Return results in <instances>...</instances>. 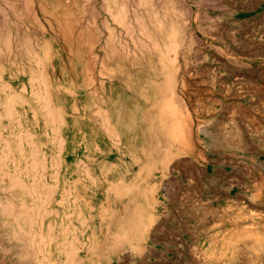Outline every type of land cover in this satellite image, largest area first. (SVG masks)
I'll list each match as a JSON object with an SVG mask.
<instances>
[{
    "label": "rangeland",
    "instance_id": "1",
    "mask_svg": "<svg viewBox=\"0 0 264 264\" xmlns=\"http://www.w3.org/2000/svg\"><path fill=\"white\" fill-rule=\"evenodd\" d=\"M0 159V264H264V0H0Z\"/></svg>",
    "mask_w": 264,
    "mask_h": 264
},
{
    "label": "bare ground",
    "instance_id": "2",
    "mask_svg": "<svg viewBox=\"0 0 264 264\" xmlns=\"http://www.w3.org/2000/svg\"><path fill=\"white\" fill-rule=\"evenodd\" d=\"M2 33V32H1ZM173 66V65H172ZM42 81V80H41ZM41 83V82H40ZM37 86V85H36ZM38 87V86H37ZM45 88V87H44ZM9 92V91H8ZM40 92V91H39ZM37 95V94H36ZM49 95V94H48ZM35 96V95H34ZM42 97V96H41ZM47 99V98H46ZM37 100V99H36ZM50 100V99H49ZM38 103V102H37ZM46 103V102H45ZM49 104V103H48ZM46 106V105H45ZM13 108V107H12ZM6 111V110H5ZM54 111V110H53ZM49 112V111H48ZM12 113V112H11ZM8 117V116H7ZM4 119V118H3ZM45 120V119H44ZM36 122V121H35ZM51 123V122H50ZM49 124V123H48ZM15 125V124H14ZM12 126V125H11ZM10 126V127H11ZM16 126V125H15ZM52 126V125H51ZM12 127H14V126H12ZM11 127V128H12ZM13 129H15V128H13ZM12 132V131H11ZM16 135V134H15ZM10 136H11V134H10ZM31 138V137H30ZM17 139V138H16ZM3 141V140H2ZM8 141V140H7ZM30 143V142H29ZM20 147V146H19ZM8 150V149H7ZM36 150H37V148H36ZM43 152V151H42ZM3 157V156H2ZM6 157V156H5ZM5 157H3V158H5ZM22 160H23V158H21ZM1 160V159H0ZM25 161V160H24ZM3 162H5V161H3ZM8 162V161H7ZM11 162V161H10ZM17 162V161H16ZM56 162V161H55ZM2 165H3V163H2ZM6 165V164H5ZM14 165V164H13ZM0 166H1V164H0ZM6 167V166H5ZM17 167V166H16ZM15 167V168H16ZM45 169H46V167H45ZM14 170V169H13ZM19 170V169H18ZM20 171V170H19ZM25 171V170H24ZM35 171V170H34ZM37 171V170H36ZM35 171V172H36ZM27 172V171H26ZM3 173V172H2ZM16 173V172H15ZM25 173V172H24ZM58 173V172H57ZM7 174H8V172H7ZM9 174H11V173H9ZM8 174V175H9ZM17 174H18V172H17ZM28 174V173H27ZM5 175V174H4ZM11 177H12V174L10 175ZM15 176L16 175H14L13 177L15 178ZM8 177V176H7ZM27 177V176H26ZM6 178V177H5ZM7 179H10V178H7ZM17 179V178H16ZM34 181V180H33ZM57 182V181H56ZM21 184V183H20ZM45 185V184H44ZM48 185V184H47ZM20 187V186H19ZM24 187H26V186H24ZM9 188V187H8ZM31 188V187H30ZM1 189V188H0ZM10 189V188H9ZM14 189V188H13ZM22 189V188H21ZM31 190V189H30ZM42 190V189H41ZM6 191V190H5ZM13 192V191H12ZM29 192V191H28ZM23 193V192H22ZM30 194V193H29ZM39 195V194H38ZM37 195V196H38ZM29 197V196H28ZM39 198V197H38ZM34 200V199H33ZM37 202V201H36ZM7 203V202H6ZM1 206V205H0ZM1 208V207H0ZM10 214V213H9ZM20 215V214H19ZM12 216V215H11ZM8 217V216H7ZM5 218H6V216H5ZM14 218H15V216H14ZM19 218V217H18ZM23 221V220H22ZM17 222V221H16ZM50 225V224H49ZM9 227V226H8ZM12 227V226H11ZM16 228H17V226H16ZM31 230V229H30ZM30 232V231H29ZM28 233V232H27ZM16 235V234H15ZM29 235V234H28ZM19 236V235H18ZM15 237V236H14ZM26 237V236H25ZM16 238V237H15ZM22 239V238H21ZM140 239H141V236H140ZM11 240V239H10ZM27 240V239H26ZM14 241H16V240H14ZM19 241V240H18ZM21 241V240H20ZM22 241H23V239H22ZM34 241V240H33ZM24 242V241H23ZM27 242V241H26ZM25 244V243H24ZM23 245V244H22ZM39 246V245H38ZM37 247V246H36ZM44 250V249H43ZM32 254V253H31ZM69 264V263H68Z\"/></svg>",
    "mask_w": 264,
    "mask_h": 264
}]
</instances>
